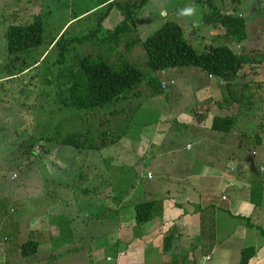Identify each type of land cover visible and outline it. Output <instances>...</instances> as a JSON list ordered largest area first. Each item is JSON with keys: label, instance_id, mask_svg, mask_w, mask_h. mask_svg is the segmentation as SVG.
Returning <instances> with one entry per match:
<instances>
[{"label": "rangeland", "instance_id": "374dc122", "mask_svg": "<svg viewBox=\"0 0 264 264\" xmlns=\"http://www.w3.org/2000/svg\"><path fill=\"white\" fill-rule=\"evenodd\" d=\"M104 1L106 0H0V226L2 225V228L6 230V219L1 216L2 210L8 205L9 209L11 205L16 206V203L11 204L16 197L31 199L39 194L54 195L51 198L53 203L51 211H55L56 214L62 213L56 217L53 213L51 218L53 220L55 218L57 225L60 224L59 229L57 233L47 235L48 241H44L42 248L39 247L35 256L24 259L14 254L15 259H21L19 264H91L89 252H95L93 261H98L99 264L104 263L103 257L107 261V257L111 256L108 254L116 253L117 255L113 256L117 258L107 261L106 264H121L120 259L123 264H127L128 256L125 255L127 244L118 242L115 245L122 234L114 228L105 226L109 221L111 223L117 218L114 210L120 206V201L116 200L118 195L114 188L104 184L102 176L103 174L107 176V161L111 164L112 162L125 163L121 155L122 149L112 142V139L116 138L115 135H106L105 131L110 127L115 130L117 123L122 127V131L128 134V137H134L143 126H152L158 118L167 116L169 111H175L178 108H181L184 114L189 115L192 121H196L193 110L195 106L193 91L196 86L204 89L201 95L196 93L199 101L211 98V114L236 115L237 127L232 130L231 139L237 141V144L239 142L243 144V147L236 150V161L248 159L253 154L257 156L256 162L258 161L257 165L250 164L251 168L247 177H251L252 172L254 174V170L257 171V168L264 163V19L256 17L257 10H254V1L249 0V5H246L248 4L246 2V10H243L240 8L239 0H148L138 11L136 27H133V30L123 37L119 46L113 41L105 40V34L106 30L114 29L123 19V14L116 5L109 9V2L102 4ZM189 7L195 9L190 15L184 13V10ZM262 11L264 12V7ZM226 14H239L241 17H246L250 24V28L248 27L250 36L249 40L245 41L246 50L244 52L252 56V62L244 68L242 77L236 81L246 82L250 88L249 91H240V97L243 96L241 103L226 102L225 97L228 96V90L225 91L221 85H217L220 79L210 74L207 78L206 72L199 67L187 66L179 69L170 68L168 72L165 70L155 72L148 65V56L142 45L143 40L158 30L167 20L180 23L186 39L199 51L209 46L232 44L225 34V28L220 25V21L214 19L218 18L217 15ZM37 15H41L44 23L42 44L27 52L11 54L8 50L6 36L8 26L32 22ZM100 22L101 29L94 35L92 31L100 26ZM253 24L258 27L252 29ZM87 33H90L91 37L85 39L84 42L75 41L70 44L61 62L60 58L63 56L61 46L57 44L58 40L61 39L65 43L73 37ZM137 37L141 38V42L128 49L126 43L132 42L133 38ZM99 53L110 56L113 62H130L139 67L146 76L144 84L138 88L142 91V95L135 96L134 92H128V95L131 93L128 100H121L117 104L112 103L110 106L95 110H78L66 105L69 95L68 79L72 71L79 69V56ZM155 78L163 81V88L159 93L153 91L149 84V80L151 82ZM172 78L175 80H171L169 84L167 80ZM236 89L239 90V87ZM192 99L194 100L190 106L185 105V102ZM220 103L223 106H220ZM131 104L133 105L130 106ZM114 110L117 112L116 116L111 114ZM69 118L74 121L81 118L82 120L76 122L77 130L83 133L79 138L82 141L93 138L94 145L100 148L75 151L72 147L58 143L54 139L57 125ZM66 123H71L75 128L74 122L67 121ZM173 127L179 128L177 124ZM162 128L168 129L166 125ZM164 130L162 131L165 133ZM17 131L18 134H14ZM23 131L26 134L22 136ZM174 134H177L174 128L167 132L165 144L162 145V147L165 145V148L160 151L159 155L173 153L171 150L164 152L169 148L176 150V145L170 147V141H174ZM41 136L45 139L36 140ZM186 136L188 135L184 134L176 141L181 142V139ZM48 137H52V140ZM258 137L262 139L261 144L258 143ZM17 138V142L14 143ZM30 139L36 143L34 147L29 148L30 152H28L25 147H21V143L23 140ZM140 142L132 138L123 142L129 147L126 149V163L134 162L136 155L137 157L140 155L138 152ZM148 143L146 142L144 149L148 147L151 150L152 147L148 146ZM74 159H77L76 164ZM78 162L84 165L81 169H86L83 174L85 177L89 176V179L82 178L81 181V178H76L78 181H74V166L78 167ZM56 163L60 166H51ZM195 163L198 169L197 162ZM18 166L21 167L17 168ZM88 167L93 169H88ZM239 167L241 166L238 165ZM116 168L118 167H112V173ZM126 168L127 174H115L114 179H111L115 186L117 178L120 184L123 180H125L123 183L131 184L133 179L131 174L135 172V169L129 166ZM207 184H209V179L205 178L200 185L206 186ZM85 188H87L86 191ZM245 189L247 188L242 190ZM6 196L8 200L5 199ZM26 203L19 204L21 208L13 214L18 213L23 217L31 215L35 205ZM51 211L48 213L52 214ZM94 211L93 214L101 212L105 214L96 216L99 228L97 224L91 223L93 218L87 214V212ZM259 214L258 218L261 221L257 220V222L264 228L263 208H260ZM31 218H29L30 221ZM242 223L245 226H240V231L253 228L249 236H253L254 239L249 242V246L253 245L258 250L255 255L257 258L254 256L250 264L254 258L256 260L254 259L253 264H257L258 259L264 258V236L256 227L246 225L248 221L244 220ZM69 228H72V233H68ZM139 228L135 226L134 233L123 234L124 240L130 239L132 234L134 238L137 237ZM105 230L107 234H102L101 232ZM109 230H114V232ZM61 231L70 235L69 242L67 240L63 244L54 245L56 236L57 241L67 239L65 235L59 234ZM217 231L216 225V233ZM6 232H10L9 229ZM31 233L34 239L40 238L39 233ZM1 236L2 242H10L6 233H2ZM119 248L123 249L119 250ZM150 248L152 247H148L147 250ZM133 249L134 246L128 251ZM223 253L228 255L229 264H236L239 251L233 246L223 252L214 251L211 254L213 256L211 262L219 261ZM50 254L52 255L49 256ZM1 255L3 257L4 254L1 253ZM156 259L159 260V256H156Z\"/></svg>", "mask_w": 264, "mask_h": 264}, {"label": "crops", "instance_id": "0c3cea01", "mask_svg": "<svg viewBox=\"0 0 264 264\" xmlns=\"http://www.w3.org/2000/svg\"><path fill=\"white\" fill-rule=\"evenodd\" d=\"M239 1L240 8L246 10L245 3L248 2L246 5H249V0ZM251 1H254V10H257L256 17L264 19V12L262 11L264 0ZM247 24L250 28L248 21ZM257 27L254 24L252 25V29ZM259 30L262 31L260 28ZM249 36L250 34L248 35V40ZM168 71L165 70V72ZM208 76L210 75H207V78ZM217 79L219 80V78ZM171 80L175 79L172 78L167 80V82L170 84L172 82ZM218 84L220 85V82ZM203 90L200 86H196L193 91L195 94V106L193 110L196 121H192L189 115L184 114L181 108H178L175 111H169L167 116L158 118L152 126H143L134 137H128V134L122 131V127L117 123L115 130L110 127L105 131L106 135H115L116 138L112 139V142L115 145H119V149H122L121 155L125 159V163L123 164H115L114 162L111 164L110 161H107V176L105 177L104 174L102 176V180L105 181L104 184L111 185L114 188L115 193L118 195L116 196V200L118 202L120 201V206L114 210V215L118 219L115 218L111 223L109 221L105 226L114 228L115 231H119V234H122V237L119 236L118 238L120 240L119 243L127 244L125 255L128 258L129 255L133 258L131 259L130 257L128 259L125 256L127 258V264H229L227 254L223 253L217 262H211L213 258L211 254L214 251L223 252L229 249V247L231 248V246L236 247L239 251V258L236 260V264H239L242 248L249 246V242L254 239L253 236H249L250 230L253 228L250 230L244 229L243 231H240L239 228L240 226H245L242 223L245 220L244 217L253 215L255 211V205L249 201V193L247 191L255 177L253 176V172L251 177H247L249 169L251 168L248 159H238L236 161L235 153L240 145L237 144V141L231 139L232 130L226 134L212 130L211 123L215 114H211V110L203 122L199 120L196 114V107L200 105L207 106V101H211V98L203 101L197 99V95H201ZM194 99L185 102V105L190 106ZM121 100L125 101V99ZM208 107L210 108L209 105ZM111 114L116 116L112 112ZM168 116H172V118H168ZM175 124L179 128L173 127ZM165 125L168 128L167 130L162 128ZM153 127L155 128L153 129ZM172 128L175 129L177 134L173 135L174 141H170V147L176 145V150L169 148L164 152L171 150L173 153L159 155L160 151L165 148V145L164 147L162 145L165 144L167 132L171 131ZM162 130L166 132L164 133ZM184 134L188 136L181 139V142L176 141L178 137H183ZM131 138L141 141L138 150L140 155L138 157L136 155V162L126 163V149L129 147L123 142H127ZM147 138L149 139V143ZM144 141L148 143V146L150 145L152 147L151 150L148 147L144 149L146 144ZM196 147L198 148L195 151ZM195 161L197 162L198 169L195 167ZM74 163H77V159H74ZM238 165L241 167L238 168ZM51 166L59 167L60 164L57 165L56 163ZM83 166L80 164L78 167L74 166V181H78L76 178H81V181L82 178L89 179V176L85 177V174H83V171L86 170L81 169ZM113 166L118 168L112 173ZM126 166L135 169V172L131 174L133 175L131 184L123 183L125 180L120 184L117 178L115 186L112 181L114 175L127 174ZM88 169L93 168L88 167ZM194 169L196 171H193ZM205 178L209 179V184L206 186L200 185ZM46 179L49 178L46 177ZM243 188L247 189L242 190ZM49 195L46 193L39 194L31 199L16 197L11 203H16V206L11 205V212L9 205L4 208L5 210L9 209L8 212H4V209L2 210L1 216L6 219L5 223L7 224V228L5 229H9L10 232H6L2 228V225L0 226V264H13L14 262L19 264L21 263L20 258H28L23 256L20 250V245L29 236L28 233H39L40 248H42L45 240L48 241V234L57 233L59 226L51 221V215L55 212L51 211L53 204L51 198L54 195ZM224 195L226 199L223 198ZM131 197L134 201L131 200ZM154 199L159 201V210L154 219L137 230V237L134 238V234H132L130 239L124 240L123 234L134 233L135 229V221L132 217L133 212L128 208V203L135 205L142 201ZM23 202H27L26 204L29 205H35L33 213L26 217L18 213L16 215L13 214L14 211H19V208H21L19 204ZM49 211L52 214L48 213ZM205 211L209 212L206 215L210 218V222H212L211 219L216 217L218 229L216 233L218 234L217 244H215L211 253L207 254L203 252L207 239L201 241V218ZM92 213H95V211ZM87 214L88 216L91 215L89 212ZM212 216L214 217L211 218ZM30 217H32L31 221L29 219ZM114 230L110 232L113 233ZM2 233H6L10 240L9 243L2 242ZM167 235H172L173 239L171 249L165 252L164 245ZM133 246L134 249L128 251ZM148 247L152 248L147 250ZM96 251L99 253V249ZM1 253L4 254L3 257ZM14 254L19 255L20 258L15 259ZM89 254L91 264H99L97 263L98 261H93L95 252H89ZM108 255H117V253ZM156 256H159V260L156 259ZM103 259L104 263L102 264H106L105 257ZM119 262L123 264L121 259ZM256 263L264 264V258L258 259Z\"/></svg>", "mask_w": 264, "mask_h": 264}, {"label": "trees", "instance_id": "16d2710c", "mask_svg": "<svg viewBox=\"0 0 264 264\" xmlns=\"http://www.w3.org/2000/svg\"><path fill=\"white\" fill-rule=\"evenodd\" d=\"M147 1L148 0L104 1L102 4L109 2V9L116 5L123 14V19L117 23L114 29L106 30L105 40L113 41L115 45L119 46L123 37L127 33L131 32L133 27H136L138 11L144 7ZM217 17L218 18L214 19H218L220 21V25L225 28V34L228 36L229 41H231L232 44L226 43L219 44L215 47L209 46L203 51H199L186 39L183 26L180 23L174 20H167L158 30L145 38L142 45L148 56V65L153 71L158 72L162 70H169L170 68L179 69L180 67L187 66L199 67L205 71L207 75H214L220 79L221 87H223L225 91L226 89L228 90V96L225 97L226 102L241 103L243 96L240 97V91H249L250 88H248V84L246 82L240 83L236 81L239 77H242L244 68L252 62V56L249 53L244 52L246 50L245 41L248 40L247 20L246 17H241L239 14H226L222 16L217 15ZM99 25L100 26L97 29L92 31L94 32V35H96L101 29V22ZM43 33L44 23L41 19V15H37L35 19L29 23L11 24L8 26L6 31L8 50L11 54L30 51L42 44ZM90 37V33H87L85 35L73 37L65 43L59 39L57 44L61 46V54L63 56L60 58L61 62H63L66 56V49L70 44L75 41L84 42L85 39ZM140 40V37L135 39L133 38L132 42L126 43L127 48L130 49L136 44H139L141 42ZM78 64L79 69L72 71L70 74L71 77L68 79L69 95L66 105L73 106L78 110H95L110 106L112 103L117 104V102L121 99H128L132 92H134L135 96L142 95V91L138 88L144 84L143 82L145 81L146 76L145 73L133 63L113 62L110 56L104 53H99L79 56ZM149 84H151L153 91L157 93H159L163 88V81L156 78L152 79L151 82L149 80ZM236 87H239V90L236 89ZM128 92L131 93L128 95ZM207 103H209L210 106L212 101ZM219 105L223 106L221 103ZM205 107L206 106L202 105L196 107V114L201 122H203L207 115L210 114L211 106L210 108L206 107V109ZM112 113L117 114L115 110ZM80 119L81 118L74 121L69 118L59 122L55 131L54 139H56L61 145L72 147L75 150L87 148L99 149L100 147L94 145L93 138H88L84 141L79 138L83 135L82 131L77 130L76 128V122ZM67 121L74 122L73 124L75 128H73L71 123L67 124ZM236 127L237 118L236 115L233 114H215L211 123L212 130L219 131L224 134L229 133ZM14 134H18V131L14 132ZM24 134H26L25 131L22 132V136ZM18 138H20V135H18ZM18 138L16 141L13 140L14 143L17 142ZM43 139H45V137L41 136L36 140ZM48 139L52 140V137H48ZM22 142L21 147H25V150L27 151L29 148L34 147V143H36L33 139L26 141L23 140ZM261 142V137H258V143L261 144ZM238 144L240 147H243V144L240 142ZM256 157L257 156L254 154L251 155V157L248 158V162L250 164L255 163V165H257L258 161L256 162ZM241 163L243 162L241 161ZM20 167L21 166H18L17 168ZM257 169V171L254 170L253 176L255 178H253L252 184L248 188V199L250 202L254 203L255 211L253 215L244 217V219L248 221L246 225L256 227L264 236V228L260 226L259 222H257V220L261 221V219L258 218L260 215V208L264 209V163ZM86 189L87 188H85V191ZM5 199L8 200V197L6 196ZM1 207L4 208L2 204ZM128 208H130L133 212L132 217L134 218L135 226L142 227L146 223L153 220L156 216L159 210V201L154 199L142 201L135 205H130L128 203ZM3 211L8 212L9 209H4ZM208 213L209 212L205 211L201 218V241L207 239L203 251L206 253L212 251L215 244H217L216 217L212 216L211 218H214L211 219L212 222H210V218L206 215ZM61 214L62 213L56 214L55 217L57 215L60 216ZM103 214L104 213H91L93 218L92 224H97L99 228V222L96 216H102ZM51 221L52 223H57L55 218L54 220L51 218ZM30 233H28V238L20 245L21 253L25 257L35 256L40 246L39 239H34L31 237L32 233ZM68 233H72V228H69ZM101 233L107 234V231L105 230ZM59 234L65 235L67 239L57 241L58 238L56 236L54 237V245H59L60 243L63 244V242H66L70 237L69 234L67 235L62 231ZM172 239V235H167L166 243L164 245L165 252H168L171 249ZM118 242H120V240H117L115 245ZM256 254L257 248L255 246L250 245L243 247L240 252L239 264H250V261Z\"/></svg>", "mask_w": 264, "mask_h": 264}, {"label": "clouds", "instance_id": "9594fccd", "mask_svg": "<svg viewBox=\"0 0 264 264\" xmlns=\"http://www.w3.org/2000/svg\"><path fill=\"white\" fill-rule=\"evenodd\" d=\"M194 11H195L194 8L189 7V8H187V9L184 10V13L190 15V14L194 13Z\"/></svg>", "mask_w": 264, "mask_h": 264}, {"label": "built area", "instance_id": "2783aa9c", "mask_svg": "<svg viewBox=\"0 0 264 264\" xmlns=\"http://www.w3.org/2000/svg\"><path fill=\"white\" fill-rule=\"evenodd\" d=\"M223 198L225 199L226 196H223ZM115 258H117V257H116V256H113V255L108 256V257H107V261H112V260H114ZM116 264H118V263H116Z\"/></svg>", "mask_w": 264, "mask_h": 264}]
</instances>
